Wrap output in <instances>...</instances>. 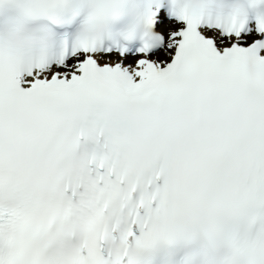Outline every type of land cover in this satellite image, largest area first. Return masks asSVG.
<instances>
[{
    "label": "snow or ice",
    "instance_id": "1",
    "mask_svg": "<svg viewBox=\"0 0 264 264\" xmlns=\"http://www.w3.org/2000/svg\"><path fill=\"white\" fill-rule=\"evenodd\" d=\"M0 264H264V0H0Z\"/></svg>",
    "mask_w": 264,
    "mask_h": 264
}]
</instances>
